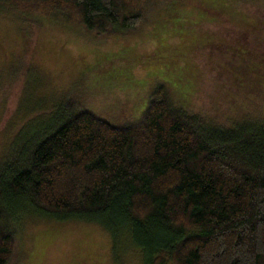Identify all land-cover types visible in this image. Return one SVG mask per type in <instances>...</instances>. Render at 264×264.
Instances as JSON below:
<instances>
[{"label": "trees", "instance_id": "16d2710c", "mask_svg": "<svg viewBox=\"0 0 264 264\" xmlns=\"http://www.w3.org/2000/svg\"><path fill=\"white\" fill-rule=\"evenodd\" d=\"M150 4L0 0L98 36L133 34ZM149 95L137 124L62 110L16 134L0 159V264L26 214L99 224L115 244L128 232L144 264H264V121L211 123L163 81Z\"/></svg>", "mask_w": 264, "mask_h": 264}, {"label": "rangeland", "instance_id": "374dc122", "mask_svg": "<svg viewBox=\"0 0 264 264\" xmlns=\"http://www.w3.org/2000/svg\"><path fill=\"white\" fill-rule=\"evenodd\" d=\"M156 81L211 123L264 121V0H151L133 34L106 36L0 7V159L20 130L62 110L140 123ZM122 239L96 223L26 214L8 264H144L131 235Z\"/></svg>", "mask_w": 264, "mask_h": 264}]
</instances>
